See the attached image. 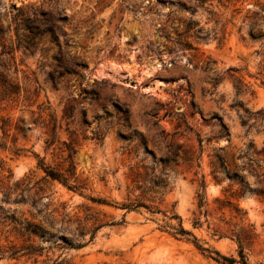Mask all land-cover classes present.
I'll return each mask as SVG.
<instances>
[{
  "label": "rangeland",
  "instance_id": "obj_1",
  "mask_svg": "<svg viewBox=\"0 0 264 264\" xmlns=\"http://www.w3.org/2000/svg\"><path fill=\"white\" fill-rule=\"evenodd\" d=\"M164 1L0 0V23L11 25L8 46L14 38L12 4L27 15L52 11L63 19L60 43L66 39V49L86 65L57 87L48 79L56 65L55 48L12 52L17 72L11 76L18 93L0 99V119L7 120L5 132L0 130L5 146L0 148V185L8 190L22 182L16 193L23 192L27 200L5 202L0 191V218L13 212L30 219L34 200L38 209L52 215L55 227L50 229L53 237L35 239L44 248L36 261L11 257L9 246L22 245L23 238L1 230L0 264H229L215 252L243 264L240 250L246 264L264 263V34L250 36L256 19L264 33V0H206L208 9L193 12L179 7L178 0ZM185 41L193 48L181 45ZM81 88L90 95L79 96ZM112 102L128 109L129 129L122 126ZM68 106L74 115L64 118ZM244 109L253 113L248 131L238 115ZM213 114L222 116L227 137L218 136L220 124L210 120ZM50 118L51 124L44 126L41 121ZM96 131L101 140L93 138ZM132 131L136 134L128 137ZM249 142L248 154L237 159ZM226 145L238 167L248 158L256 160L255 172L242 171V183L221 168L212 173L211 161ZM177 148V161L167 167L165 192L153 187L144 197L135 188V173L143 174L142 165L147 166L145 184L152 187L159 159ZM46 167L64 173L77 189L47 177ZM136 197L178 215L192 236L173 235L163 227L161 212L122 208ZM86 209L116 224L100 228L91 241L89 233L83 239L76 235L75 222L69 223L71 230L60 228L66 214L75 219ZM62 236L85 245L70 248ZM194 237L210 252L199 250Z\"/></svg>",
  "mask_w": 264,
  "mask_h": 264
},
{
  "label": "trees",
  "instance_id": "obj_2",
  "mask_svg": "<svg viewBox=\"0 0 264 264\" xmlns=\"http://www.w3.org/2000/svg\"><path fill=\"white\" fill-rule=\"evenodd\" d=\"M161 3H166L164 0H157ZM192 5H188L191 4ZM206 0H178L179 7L188 8L192 10V12L197 8H205ZM11 8L15 10L14 16H13V31H14V38H9V42L12 43V46H8L6 42V37H8V33L11 30V25H8L6 27H3L0 23V99H6L10 98L13 95L18 93V85L15 83L13 76H11L13 73L17 72V67L15 66V60L12 55V52L14 49L21 48L24 51H48L52 48H55V53L53 55V59H55L56 65L50 69L48 73V79L51 81V83L54 86H65L69 80L66 82H62V79L66 75H73L78 74L83 70L86 65L83 59L78 60V58L75 55H72L67 49H66V43L67 40L64 39L65 44L62 45L59 41V35H62L65 37V31L62 27V17L60 14H55L52 11H43V10H33L32 14L27 15L21 13V10L19 7H16L15 4L11 5ZM264 11V10H262ZM173 11H169L167 13V16H170ZM209 14H212L213 12L211 10H208ZM261 19L264 20V12L261 15ZM252 28L250 31V36L257 38L263 35L264 33L258 29L257 19L252 24ZM191 26L188 25L185 30L184 34L185 37H187L188 32L190 31ZM55 44V47L50 46L49 44ZM186 48L192 49V45L185 41L182 43ZM238 83H240L239 80H236ZM217 78L214 79V84H216ZM79 96H82L85 98L87 95H90V93L85 89L81 88L78 92ZM112 106L116 113L120 114L119 120L123 122L122 126L125 128H130L128 124V109L122 108L121 106L117 105L116 103L112 102ZM234 106L237 108H241L242 105L239 103H235ZM41 111H45V108L40 107ZM243 114H240L238 112L239 118H240V124L242 126H247L246 131H248L252 124H248L249 119L253 113L243 110ZM260 113V112H256ZM105 115H108L109 113L107 111L104 112ZM74 115V109L72 106H68L63 111L64 118H70ZM83 115V122L86 123V116L85 113ZM95 120H99V116L94 117ZM38 118L34 120V122H37ZM210 120H216L220 124V128L218 131V136L220 137H227L229 132L227 130V127L225 123L222 120V116L218 114H213L210 117ZM6 121L5 119H0V130L4 133L5 127H6ZM52 118L49 119L48 123H44V121H41L44 126H49L51 124ZM156 124V123H154ZM56 130V127L54 124L50 126V132L54 133ZM93 138L97 140H101L102 133L100 131H96L93 133ZM136 134L135 131L130 132L127 136L132 137ZM121 138H124L126 135L121 133ZM142 141L143 138H142ZM199 145L202 143V140L198 138ZM227 146L220 147L219 151H221V155L215 156L216 159L211 161V167H212V173L218 172V170L221 168L223 169L227 175H229L233 180H239L240 183L243 182L244 176L241 174L243 170H247L248 172H255L256 167L254 164H256V160L252 158H248L247 161L241 166L238 167L235 163V156L234 154H227L225 151ZM251 143L249 142L247 145V150L244 151L243 155L240 153L237 157V159L242 158V156H245L248 154L249 149L251 148ZM5 146L3 144H0V148H4ZM179 149L177 148L174 152H172L171 156L168 157H161L159 159V162L161 164L160 170L153 178V186L146 185L145 181L148 179V173L146 171L147 166L142 165V168L144 169V173L141 174L140 172L135 173V178L133 182H135V188L139 189L141 193L144 194V197L149 192L153 191V187H157L160 190V193L163 194L165 190L168 187V175H167V167L171 161L176 162L179 156ZM151 152V151H150ZM186 155V154H185ZM245 164H248L247 167H245ZM44 171L46 173V176L53 179L58 180L62 184L66 185L69 189H77L75 185H70L68 183V177L62 173L57 172L56 170L46 167L44 168ZM152 180L149 182L151 183ZM22 182L17 181L14 183L10 189L4 190L3 189V183L0 185V191L2 192L3 201L8 202L10 200L13 201V203H24L26 202V197L23 195V192L16 193L18 189H20V185ZM201 188L203 189L204 186L201 184ZM132 191V190H131ZM131 191L129 193H131ZM259 192H262V190H259ZM13 193H16L13 198H11V195ZM200 198L199 204H202L203 200V193L198 195ZM92 201L102 204H108L106 200L103 199H95L91 198ZM150 201H154L151 199ZM30 206L35 209L34 213H31L30 219H21L15 216V214L12 212L9 215H5L4 218H0V231L5 228V232L9 235L11 234H18L20 237L23 238L24 243L20 246H16L15 244H11L9 246V254L13 258L26 256L28 258L34 257V260L36 261L37 257L42 255L43 247L35 244L36 238H44V237H53L54 233L50 231V229L55 227V220L53 219L52 215L48 212H44L43 209H38L36 206V203L34 200L30 202ZM139 207H145L148 209L151 213H158L161 212L164 217L166 218L164 222L163 227H167L171 230L172 234L175 236H192L191 232L189 230H186L182 226L181 219L176 214L168 215L166 211H162L159 208H157V205L150 204L147 205L145 202L140 201L138 197H136L133 201H130L128 203H123L122 208L126 209V211L136 210ZM89 209H86V213L83 217H76L75 219H72L71 216L68 214L65 215V217L62 219V226L60 228H63L64 230H71L69 229V223L75 222L76 228L75 232L78 237H82L80 239H83L87 233H89L88 241L93 240L95 237L96 232L106 225H115V222H103L97 214L88 212ZM172 219H178L177 223H172ZM9 225H11L10 229L8 228ZM62 239L65 241L68 247L70 248H80L85 245V243H82L81 241L74 242L72 239H68L67 236H62ZM79 239V240H80ZM196 238L194 237V243L196 247L201 251L210 252L207 248L202 247L201 245L197 244ZM217 255L223 258V260L229 264H235L236 259L234 257H225L221 256L218 252H215ZM240 257L241 262L243 264L245 263V260L243 259V253L240 250ZM216 259V258H215ZM217 260V259H216ZM57 264V263H54ZM264 264V263H261Z\"/></svg>",
  "mask_w": 264,
  "mask_h": 264
},
{
  "label": "bare ground",
  "instance_id": "obj_3",
  "mask_svg": "<svg viewBox=\"0 0 264 264\" xmlns=\"http://www.w3.org/2000/svg\"><path fill=\"white\" fill-rule=\"evenodd\" d=\"M113 71V70H112ZM117 72V74H119V72L121 71V70H119V68H116V69H114V72ZM132 72V71H131Z\"/></svg>",
  "mask_w": 264,
  "mask_h": 264
}]
</instances>
